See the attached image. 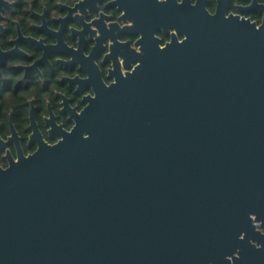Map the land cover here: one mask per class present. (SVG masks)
<instances>
[{"label": "water", "instance_id": "1", "mask_svg": "<svg viewBox=\"0 0 264 264\" xmlns=\"http://www.w3.org/2000/svg\"><path fill=\"white\" fill-rule=\"evenodd\" d=\"M119 82L0 170V264H264V25Z\"/></svg>", "mask_w": 264, "mask_h": 264}, {"label": "flooded vegetation", "instance_id": "2", "mask_svg": "<svg viewBox=\"0 0 264 264\" xmlns=\"http://www.w3.org/2000/svg\"><path fill=\"white\" fill-rule=\"evenodd\" d=\"M231 18L264 25V0H0V170L70 136L141 65L171 62Z\"/></svg>", "mask_w": 264, "mask_h": 264}]
</instances>
